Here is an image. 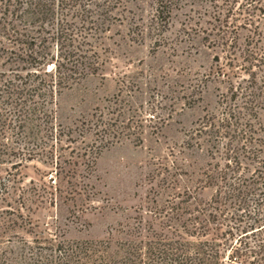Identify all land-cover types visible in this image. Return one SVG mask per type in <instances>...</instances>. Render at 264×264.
<instances>
[{"label": "rangeland", "instance_id": "rangeland-1", "mask_svg": "<svg viewBox=\"0 0 264 264\" xmlns=\"http://www.w3.org/2000/svg\"><path fill=\"white\" fill-rule=\"evenodd\" d=\"M91 2L84 48L98 71L52 102L29 97L23 115L6 108L0 123V264H85L86 243L198 247L206 238L186 228L207 219L202 203L217 190L209 175L225 164L216 127L204 124L235 105L230 83L249 79L248 48L264 76V14L252 19L258 31L244 27L245 0ZM251 123L261 160L264 105ZM244 155L250 176L259 164ZM229 254L222 264H243Z\"/></svg>", "mask_w": 264, "mask_h": 264}, {"label": "trees", "instance_id": "trees-1", "mask_svg": "<svg viewBox=\"0 0 264 264\" xmlns=\"http://www.w3.org/2000/svg\"><path fill=\"white\" fill-rule=\"evenodd\" d=\"M88 1L0 0V123L6 125L9 121L6 108L19 109L23 115L30 109L29 97L48 98L52 102L64 90L98 71L97 62L84 48L88 39L84 34L87 35L89 25H95L89 21L93 11ZM91 1L95 8L101 4L102 10L113 3ZM245 1V6L238 7L248 15L244 27L254 26L258 31L252 19L264 14V0ZM237 2L228 6L229 14L234 12ZM233 41L229 50L238 46V40ZM244 54L250 64L244 72L249 79L240 80V76L232 75L240 81L230 83L235 105L226 106L222 116L210 117L204 124V128L216 127V152L222 147L219 153L225 162L223 167L216 164L217 170H211L209 175V183L217 190L211 201L202 203L201 213L207 219L196 220L186 228L188 236L206 240L191 248L189 242L166 238L160 241L158 253L151 252L153 245L146 250L147 244L144 249L132 242L116 243L117 249L112 251L109 242L86 243L81 252L85 264H135L138 259L142 264H155L156 255H160L157 264H222L228 252L232 263L264 264V159L259 160L260 150L249 147L257 133L251 120L257 118L258 108L264 105V76L261 80L254 70L260 54L249 48ZM233 61L231 58L230 62ZM243 153L244 158L259 164L250 176L241 158ZM249 235L257 238L253 245ZM69 256H73L69 260L78 257L75 251Z\"/></svg>", "mask_w": 264, "mask_h": 264}]
</instances>
